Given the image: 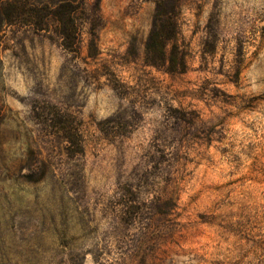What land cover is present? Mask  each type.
Here are the masks:
<instances>
[{
    "label": "rangeland",
    "instance_id": "374dc122",
    "mask_svg": "<svg viewBox=\"0 0 264 264\" xmlns=\"http://www.w3.org/2000/svg\"><path fill=\"white\" fill-rule=\"evenodd\" d=\"M13 1L0 264H264V0H82L73 51Z\"/></svg>",
    "mask_w": 264,
    "mask_h": 264
},
{
    "label": "trees",
    "instance_id": "16d2710c",
    "mask_svg": "<svg viewBox=\"0 0 264 264\" xmlns=\"http://www.w3.org/2000/svg\"><path fill=\"white\" fill-rule=\"evenodd\" d=\"M15 0L12 4L2 9V20L8 25L22 23L32 26L35 30H43L44 23L52 22L58 33L57 36L61 40L63 49L73 51V46L78 45L77 21L81 10L78 2L82 0ZM36 3V4H35ZM160 20V16H156ZM163 25H154L153 30L149 33L145 50L147 53L157 54V58H152L147 63L153 67H162L166 63L170 64L168 72L173 73L176 68L173 67V61L165 58L161 50L164 42L169 41L174 36V29L167 32L164 27V21H159ZM76 51V50H74ZM70 143V138L64 137Z\"/></svg>",
    "mask_w": 264,
    "mask_h": 264
}]
</instances>
